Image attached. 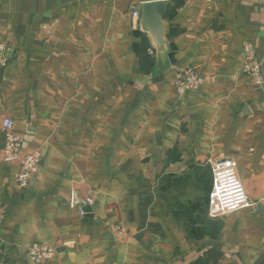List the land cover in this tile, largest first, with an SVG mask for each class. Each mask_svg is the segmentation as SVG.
Instances as JSON below:
<instances>
[{
    "label": "crops",
    "instance_id": "0c3cea01",
    "mask_svg": "<svg viewBox=\"0 0 264 264\" xmlns=\"http://www.w3.org/2000/svg\"><path fill=\"white\" fill-rule=\"evenodd\" d=\"M154 1L163 50L140 21ZM245 40L264 73V0H0V125L42 152L20 189L0 136V264H37L35 241L48 264H264V83L241 71ZM185 67L202 85L180 94ZM210 158L237 161L254 206L208 215Z\"/></svg>",
    "mask_w": 264,
    "mask_h": 264
},
{
    "label": "built area",
    "instance_id": "2783aa9c",
    "mask_svg": "<svg viewBox=\"0 0 264 264\" xmlns=\"http://www.w3.org/2000/svg\"><path fill=\"white\" fill-rule=\"evenodd\" d=\"M133 15L138 17L139 12L134 11ZM7 63V47L0 44V68L6 66ZM262 65L254 44L249 40L243 41L241 71L248 75L256 85L264 83ZM176 85L177 91L183 94L200 88L202 78L192 67H185L177 71ZM0 136L4 141L3 161L19 165L16 182L20 189H24L29 186L33 177L40 170L41 149H27L24 137L17 132L14 120L9 117H5L1 121ZM208 163L211 164L213 173V183L208 201V215L211 218L227 216L255 205L249 198L238 174V163L235 159L214 161L210 158ZM87 202L93 205L91 198H88ZM81 213L85 214L82 209ZM115 230L118 235L128 237V232L123 225H116ZM56 255L57 249L54 246L42 242L35 241L29 247V258L37 264H48Z\"/></svg>",
    "mask_w": 264,
    "mask_h": 264
},
{
    "label": "water",
    "instance_id": "95a60500",
    "mask_svg": "<svg viewBox=\"0 0 264 264\" xmlns=\"http://www.w3.org/2000/svg\"><path fill=\"white\" fill-rule=\"evenodd\" d=\"M167 2L166 1H154L143 4L140 21L142 23V29L152 36L154 42L163 50L165 45V23L163 20L166 13ZM152 40V39H151ZM171 61L175 60L173 52H169ZM73 203L85 214L90 213L93 206L87 202L86 197L81 196L78 191H75L73 195Z\"/></svg>",
    "mask_w": 264,
    "mask_h": 264
},
{
    "label": "trees",
    "instance_id": "16d2710c",
    "mask_svg": "<svg viewBox=\"0 0 264 264\" xmlns=\"http://www.w3.org/2000/svg\"><path fill=\"white\" fill-rule=\"evenodd\" d=\"M144 47H147V45H144ZM138 54H140L142 68L147 72L151 70L153 62H152V59L149 58L148 55L146 54V50L144 48L139 47ZM212 183H213V180H212ZM208 201H209V196H208ZM207 212H208V209H207Z\"/></svg>",
    "mask_w": 264,
    "mask_h": 264
}]
</instances>
